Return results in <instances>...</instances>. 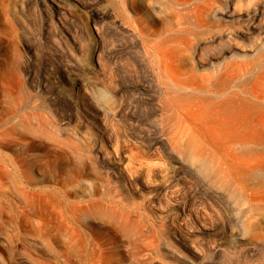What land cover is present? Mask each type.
<instances>
[{"label":"rangeland","instance_id":"rangeland-1","mask_svg":"<svg viewBox=\"0 0 264 264\" xmlns=\"http://www.w3.org/2000/svg\"><path fill=\"white\" fill-rule=\"evenodd\" d=\"M167 1L134 0V7L152 12L160 28L169 20ZM115 6L0 0V264H78L65 251L75 240L78 255L86 245L79 264H264V181L238 179L247 206L237 215L182 158L179 142L170 149L165 138L175 135V120L159 108V85L136 87L143 74L130 37L114 28L121 22ZM100 136L103 150L116 143L137 162L165 168L154 178L172 180L177 197L145 205L156 185H145L143 172L134 182L113 177L97 156ZM145 140L157 141L148 154ZM43 208L60 224L46 245L36 226Z\"/></svg>","mask_w":264,"mask_h":264},{"label":"bare ground","instance_id":"bare-ground-1","mask_svg":"<svg viewBox=\"0 0 264 264\" xmlns=\"http://www.w3.org/2000/svg\"><path fill=\"white\" fill-rule=\"evenodd\" d=\"M114 1L121 22L113 27L130 37L135 49L131 58L143 74L136 87L159 85V108L168 107L175 120V135L165 142L169 146L179 142L182 158L190 161L200 176L211 179L238 215L247 206L246 186L238 179L247 178L254 184L264 181V171L258 168L264 165V0H169V20L160 28L153 25L152 12L139 14L134 0ZM110 12L104 10L101 15L110 16ZM172 62H177L176 68H171ZM113 74L108 72V89L115 85ZM119 87L117 92L123 89ZM96 141L97 156L110 165L113 177L133 181L143 172V183L156 185L145 205H161L163 199L177 197L179 189L172 180L154 178L155 169L163 172L165 168L137 162L134 152L128 149L126 153L115 142L111 150H103L101 136ZM145 141L142 153L150 152L157 142ZM231 165L239 175L231 171ZM106 189L112 192L107 183ZM39 211L45 218L36 225L37 238L46 245L57 240L60 224L53 219L54 210ZM68 224L63 227L78 231ZM80 246L78 240L69 241L65 250L69 258L77 255L78 264L86 245L83 256L76 254Z\"/></svg>","mask_w":264,"mask_h":264}]
</instances>
